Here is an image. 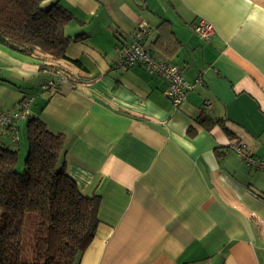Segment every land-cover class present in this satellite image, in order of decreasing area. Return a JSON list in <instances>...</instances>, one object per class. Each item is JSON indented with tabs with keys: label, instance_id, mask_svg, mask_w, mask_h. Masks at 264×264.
Returning <instances> with one entry per match:
<instances>
[{
	"label": "crops",
	"instance_id": "0c3cea01",
	"mask_svg": "<svg viewBox=\"0 0 264 264\" xmlns=\"http://www.w3.org/2000/svg\"><path fill=\"white\" fill-rule=\"evenodd\" d=\"M54 2L74 17L64 33L76 62L0 45V110L31 97L29 116L64 137L68 175L83 195L100 196L99 223L78 264H264V171L232 148L243 142L264 162V0L40 5ZM197 18L213 24L210 39L194 32ZM140 21L150 26L151 53L161 35L157 59L179 66L188 81L202 77L179 106L161 76L140 65L115 68ZM169 30L180 43L174 53ZM57 73L69 80L41 90ZM26 121L18 118L16 140L0 137L23 156Z\"/></svg>",
	"mask_w": 264,
	"mask_h": 264
},
{
	"label": "trees",
	"instance_id": "16d2710c",
	"mask_svg": "<svg viewBox=\"0 0 264 264\" xmlns=\"http://www.w3.org/2000/svg\"><path fill=\"white\" fill-rule=\"evenodd\" d=\"M41 1L0 0V45L21 55H42L56 63L70 60L65 53L70 37L64 29L74 17L58 2L42 8ZM164 24L167 22L162 21L158 28ZM169 34L171 39L165 44L168 52L174 53L180 43L172 39L171 30ZM159 36L152 43L154 46L150 45L155 58L162 57L157 50ZM61 74L69 80L66 73ZM18 110L20 102L18 109L4 112ZM24 117L27 151L22 172L16 170L19 152L0 142V264H78L99 223L101 198L96 194L83 195L68 175L63 135L50 132L42 120L29 116V111ZM17 120L8 124L6 129L10 132L4 135L12 138ZM199 122L203 124L201 119ZM26 212H34L36 219L30 256L23 262L22 226Z\"/></svg>",
	"mask_w": 264,
	"mask_h": 264
},
{
	"label": "built area",
	"instance_id": "2783aa9c",
	"mask_svg": "<svg viewBox=\"0 0 264 264\" xmlns=\"http://www.w3.org/2000/svg\"><path fill=\"white\" fill-rule=\"evenodd\" d=\"M192 27L198 36L206 40L210 39L215 31L213 24L204 18H199ZM149 35V24L146 21H140L129 33V41L120 47L119 54L115 60V68L126 70L140 65L148 73L161 76L165 81V96L172 102L174 107L179 106L185 101L188 92L202 83V77L196 76L194 79L188 81L183 76V72L179 66L155 58L150 53L147 45ZM66 81L62 74L57 73L51 80L40 84L39 87L41 90L58 91ZM31 102L32 98L26 97L20 101V110L17 112L0 111V134L10 132L6 129L8 124H12L18 118L24 117L29 111ZM203 107H210V102L204 101ZM11 133L12 139L16 140L15 131L12 130ZM232 148L243 163L264 171V162L257 160L250 153L245 143L241 142L232 146Z\"/></svg>",
	"mask_w": 264,
	"mask_h": 264
},
{
	"label": "rangeland",
	"instance_id": "374dc122",
	"mask_svg": "<svg viewBox=\"0 0 264 264\" xmlns=\"http://www.w3.org/2000/svg\"><path fill=\"white\" fill-rule=\"evenodd\" d=\"M58 66H61L60 64H58ZM62 66L65 68L67 67H71L68 64H62ZM19 149V148H18ZM27 151V149H26ZM26 151L24 153V156L26 154ZM18 162L16 165V170L18 172H22L25 169V165H24V156L21 154H18ZM35 213L34 212H26L24 214V218H23V226H22V245L24 248V252L22 254V258L21 260L23 262L28 261V258L30 256V250H29V246L31 244L32 241V235H33V230H34V222H35Z\"/></svg>",
	"mask_w": 264,
	"mask_h": 264
}]
</instances>
